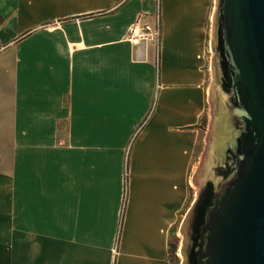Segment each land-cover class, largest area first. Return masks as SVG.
<instances>
[{"label": "crops", "instance_id": "1", "mask_svg": "<svg viewBox=\"0 0 264 264\" xmlns=\"http://www.w3.org/2000/svg\"><path fill=\"white\" fill-rule=\"evenodd\" d=\"M214 0H0V264H170L209 99ZM158 51L133 46L139 17Z\"/></svg>", "mask_w": 264, "mask_h": 264}, {"label": "water", "instance_id": "2", "mask_svg": "<svg viewBox=\"0 0 264 264\" xmlns=\"http://www.w3.org/2000/svg\"><path fill=\"white\" fill-rule=\"evenodd\" d=\"M210 48L211 131L182 264H264V0H214Z\"/></svg>", "mask_w": 264, "mask_h": 264}, {"label": "rangeland", "instance_id": "3", "mask_svg": "<svg viewBox=\"0 0 264 264\" xmlns=\"http://www.w3.org/2000/svg\"><path fill=\"white\" fill-rule=\"evenodd\" d=\"M210 62H211V57H210ZM211 66V65H210ZM209 66V91H211V84L213 82V77H212V70ZM211 96V93H210ZM212 110H211V102L209 101V99L207 100V116H205L200 124V130H201V137L202 138V144L200 143V146L198 147V149H196L198 152L200 150H202V154H203V150L205 149V144H206V138L207 136H209V133L211 131V123H212ZM202 159V155L199 158V162H198V166L200 165ZM198 166H196L195 168L197 169ZM195 169V171H196ZM195 171L193 173V177L195 174ZM193 177H192V182L190 183V187H191V201H190V205L192 203V201L195 199L196 197V192H197V188L195 187V185L193 184ZM190 207V206H189ZM180 228H177V232L175 233V230L171 233V239H170V250H169V255H168V259L170 261V264H182V257L180 255V250H181V236H180ZM174 248V250H173ZM172 250L174 252H172Z\"/></svg>", "mask_w": 264, "mask_h": 264}, {"label": "built area", "instance_id": "4", "mask_svg": "<svg viewBox=\"0 0 264 264\" xmlns=\"http://www.w3.org/2000/svg\"><path fill=\"white\" fill-rule=\"evenodd\" d=\"M158 14L159 12L155 14L152 25L142 23V17H139L136 23L131 25L127 31L126 40L133 46L150 45L157 52L160 45V33L162 31Z\"/></svg>", "mask_w": 264, "mask_h": 264}, {"label": "trees", "instance_id": "5", "mask_svg": "<svg viewBox=\"0 0 264 264\" xmlns=\"http://www.w3.org/2000/svg\"><path fill=\"white\" fill-rule=\"evenodd\" d=\"M169 250H170V246H169ZM169 250H168V253H169ZM173 250H174V248H173ZM173 250H172V252H174Z\"/></svg>", "mask_w": 264, "mask_h": 264}]
</instances>
